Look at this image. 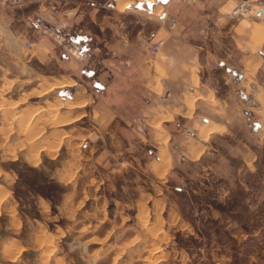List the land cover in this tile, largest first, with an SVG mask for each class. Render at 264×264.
<instances>
[{
	"label": "rangeland",
	"instance_id": "1",
	"mask_svg": "<svg viewBox=\"0 0 264 264\" xmlns=\"http://www.w3.org/2000/svg\"><path fill=\"white\" fill-rule=\"evenodd\" d=\"M246 1L251 9L232 14L235 19L264 8V0ZM52 4L0 0V264H264V128L256 126L252 101L237 91L228 97L229 130L202 143L197 159L179 155L174 135L173 165L160 178L140 169L139 175L127 170L124 177L105 176L125 159H110L108 169L80 161L77 146L60 140L56 115L37 111L53 96H39L37 78L55 64L36 46L49 40ZM185 11L169 25L197 19ZM198 26L201 39H208L211 23ZM242 37L249 40V29ZM147 54L153 55L145 47L121 49V57ZM85 66L82 72L91 75L92 65ZM120 71L135 77L131 65L121 63ZM121 83V94L110 99L125 108L143 100L132 95L139 88L135 80ZM94 176L105 183H95ZM135 182H160L150 188L160 199L135 205Z\"/></svg>",
	"mask_w": 264,
	"mask_h": 264
},
{
	"label": "crops",
	"instance_id": "2",
	"mask_svg": "<svg viewBox=\"0 0 264 264\" xmlns=\"http://www.w3.org/2000/svg\"><path fill=\"white\" fill-rule=\"evenodd\" d=\"M118 1L52 0L49 40L36 43L43 58L55 64L53 71L37 78L39 96L53 92L37 111L44 109L53 119L56 115L53 123L60 140L77 146L73 152L80 154V161L108 169L110 159L122 158L124 165L108 170L105 176L117 172L124 177L127 170L139 175L143 170L160 178L173 165L174 135L179 155L197 159L203 152L202 143L212 134L229 130L228 97L236 91L245 101H252L256 126L264 128V22H259L264 17L257 14L260 6L253 16L235 19L232 11L238 0H168L166 4L152 0V11L136 7L147 0H126L122 9L116 6ZM180 9L182 15L190 10L197 19L190 23L178 19L171 27L169 21L177 18ZM156 10L160 13L155 15ZM207 23H211L210 37L201 39L198 25ZM247 29L249 40H244L242 33ZM159 39L164 40L163 46L150 52V45ZM142 47L153 55L139 60L121 57L123 48ZM121 63L135 68V77L121 72ZM88 64L94 71L86 76L82 70ZM133 80L139 88L132 95L143 99H137L135 107H122L119 100L109 98L121 94V81ZM33 114L36 117L35 109ZM48 143H52L50 135ZM92 179L105 183L99 176ZM153 184L135 182V205L153 206L160 199L159 193L151 192ZM154 185L161 187L160 182ZM116 187L110 189L120 192ZM180 191L174 188L175 193Z\"/></svg>",
	"mask_w": 264,
	"mask_h": 264
},
{
	"label": "built area",
	"instance_id": "3",
	"mask_svg": "<svg viewBox=\"0 0 264 264\" xmlns=\"http://www.w3.org/2000/svg\"><path fill=\"white\" fill-rule=\"evenodd\" d=\"M252 5L246 1V0H240L236 6L234 7L232 14L234 15H244L246 14L250 9H251ZM175 25V21H171V26ZM164 44V40L163 39H159L154 41L151 45H150V51L152 53H156L159 51V49L161 48V46H163Z\"/></svg>",
	"mask_w": 264,
	"mask_h": 264
},
{
	"label": "snow or ice",
	"instance_id": "4",
	"mask_svg": "<svg viewBox=\"0 0 264 264\" xmlns=\"http://www.w3.org/2000/svg\"><path fill=\"white\" fill-rule=\"evenodd\" d=\"M158 2L160 3H168V0H158ZM129 7H131V5H129ZM136 7L138 9H143V8H147L149 11H152L155 7L154 3L152 2V0H147L146 3H137ZM226 67V66H225ZM230 71V70H229ZM245 99H247L246 97H244Z\"/></svg>",
	"mask_w": 264,
	"mask_h": 264
},
{
	"label": "bare ground",
	"instance_id": "5",
	"mask_svg": "<svg viewBox=\"0 0 264 264\" xmlns=\"http://www.w3.org/2000/svg\"><path fill=\"white\" fill-rule=\"evenodd\" d=\"M126 0H119L118 2H116V6L119 8V9H122V7L126 4ZM259 16H264V13H260ZM264 30V29H263ZM261 32V31H260Z\"/></svg>",
	"mask_w": 264,
	"mask_h": 264
},
{
	"label": "water",
	"instance_id": "6",
	"mask_svg": "<svg viewBox=\"0 0 264 264\" xmlns=\"http://www.w3.org/2000/svg\"><path fill=\"white\" fill-rule=\"evenodd\" d=\"M260 13H264V8H260L259 11L257 12L258 15H260Z\"/></svg>",
	"mask_w": 264,
	"mask_h": 264
},
{
	"label": "trees",
	"instance_id": "7",
	"mask_svg": "<svg viewBox=\"0 0 264 264\" xmlns=\"http://www.w3.org/2000/svg\"><path fill=\"white\" fill-rule=\"evenodd\" d=\"M45 196L48 197V198H52L49 194H46Z\"/></svg>",
	"mask_w": 264,
	"mask_h": 264
}]
</instances>
